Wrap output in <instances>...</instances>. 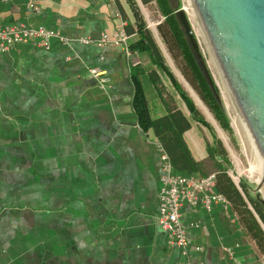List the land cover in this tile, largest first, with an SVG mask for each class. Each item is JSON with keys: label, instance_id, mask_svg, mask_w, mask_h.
I'll use <instances>...</instances> for the list:
<instances>
[{"label": "crops", "instance_id": "obj_1", "mask_svg": "<svg viewBox=\"0 0 264 264\" xmlns=\"http://www.w3.org/2000/svg\"><path fill=\"white\" fill-rule=\"evenodd\" d=\"M134 14L128 0H0L4 24L43 25L71 39L0 53V264H264V246L232 203L181 209L189 254L157 223L160 143L139 121L137 86L152 119L178 109L188 118L183 137L201 162L196 174L218 160L202 147L199 120L179 103L147 41L133 47L138 64L119 47L79 41L125 23L134 45L145 39ZM92 67L110 77L107 86ZM196 220L200 227L190 225Z\"/></svg>", "mask_w": 264, "mask_h": 264}, {"label": "rangeland", "instance_id": "obj_2", "mask_svg": "<svg viewBox=\"0 0 264 264\" xmlns=\"http://www.w3.org/2000/svg\"><path fill=\"white\" fill-rule=\"evenodd\" d=\"M128 2L135 13L134 16L138 27L142 30L144 29L155 42L161 55V60L168 69H165L160 64L158 65H160V70H162L168 86L177 96L179 103L187 111H191L185 97L181 94L182 90L192 100L195 108L199 112L198 114L205 119V122L193 120L194 132L199 137L202 147H213L216 145L224 151L225 156L221 157V160L212 166L206 165L205 172H216L219 164L221 169L224 167L234 181L239 179L241 192L245 200L248 201V205L254 210L247 193L241 186V181L248 186L249 193L263 203L264 182L219 69L209 39L198 15L193 11V1L171 0L173 8H176L178 12L181 25L199 61L206 70L211 83L217 87L218 98L229 117V128H224L221 125L206 100L203 99L198 82L178 48L167 23L164 21L165 17L157 1L153 0L149 3H144L142 0H128ZM145 9L149 11V16L146 14ZM151 21L157 22L158 24L151 25ZM172 77H174L180 89L176 87V83ZM188 134L187 136L190 135ZM181 173L185 175L194 174L188 172Z\"/></svg>", "mask_w": 264, "mask_h": 264}, {"label": "water", "instance_id": "obj_3", "mask_svg": "<svg viewBox=\"0 0 264 264\" xmlns=\"http://www.w3.org/2000/svg\"><path fill=\"white\" fill-rule=\"evenodd\" d=\"M194 1L264 182V0Z\"/></svg>", "mask_w": 264, "mask_h": 264}, {"label": "trees", "instance_id": "obj_4", "mask_svg": "<svg viewBox=\"0 0 264 264\" xmlns=\"http://www.w3.org/2000/svg\"><path fill=\"white\" fill-rule=\"evenodd\" d=\"M161 8L163 15L165 17V22L167 23L175 42L180 49L187 65L191 68L201 90V95L204 100L208 103L215 117L221 123L224 128L230 127L229 117L221 104V101L217 95V87L212 84L207 76L205 75L200 63L195 56L192 45L189 42L184 29L180 23L179 17L177 15L176 8H173L171 0H156ZM145 2V1H144ZM141 29V28H140ZM145 34V39H141L133 47H137L144 41H147V48L150 50L151 54L154 56L157 63L168 69L164 62L161 60V55L159 50L149 36V34L143 29ZM146 48V49H147ZM169 72V70H168ZM157 77V76H156ZM176 83V87L180 89V86L172 77ZM181 94L185 97L193 115L199 121L205 122V119L198 114V110L195 108L192 100L186 95L184 91L181 90ZM134 107L139 116V121L142 127L147 130L149 127L153 126L156 131V135L159 138V143L169 155L170 161L172 163L174 172H188L195 173L201 166V162H197L187 146L183 133L185 130L189 129L191 124L188 118L182 113L181 110H169L167 115L159 117L157 119H152L147 107V99L144 91L137 86L136 94L134 98ZM210 157L218 160L224 157V151L218 146H211L208 148ZM217 162V161H216ZM216 175V190L223 194L229 203H232L235 210H237L245 223V226L249 229L253 237L259 242L261 246H264V229L259 221L264 224V203L252 196L248 191V186L241 181V186L247 193L250 203L253 205L254 210L248 205V201L245 200L241 188H238L234 183L231 176L228 174L227 170L223 167L218 166V170L213 172ZM182 174V173H180ZM211 174V173H208ZM256 214L259 218H257Z\"/></svg>", "mask_w": 264, "mask_h": 264}, {"label": "built area", "instance_id": "obj_5", "mask_svg": "<svg viewBox=\"0 0 264 264\" xmlns=\"http://www.w3.org/2000/svg\"><path fill=\"white\" fill-rule=\"evenodd\" d=\"M35 9L38 8L31 4ZM58 38L63 44H70L71 39L62 35L58 30L47 28L43 25L29 26L22 22L4 24L0 20V53L10 51L19 43H33L37 47L49 49L51 40ZM129 33L126 24L123 23L112 33H102L97 39L79 38L83 43H95L99 46H113L121 48L128 56L132 57L133 64L140 63L134 55ZM91 74L99 80L102 87L110 82V77L105 76V72L97 67L90 68ZM162 160V175L159 184V207L156 215L157 223L162 228L171 244L179 246L185 254H189L190 238L188 226L182 221L181 209L184 206L195 211L198 205H202L207 211L213 209L215 203H222L225 208L229 205L227 198L216 190V175L211 174H191L184 175L174 172L169 155L163 147L159 145ZM191 226L200 227L201 221L191 222ZM196 252H202L203 245H195L192 248ZM233 258L232 249L228 248ZM233 264H241L239 260H234Z\"/></svg>", "mask_w": 264, "mask_h": 264}, {"label": "bare ground", "instance_id": "obj_6", "mask_svg": "<svg viewBox=\"0 0 264 264\" xmlns=\"http://www.w3.org/2000/svg\"><path fill=\"white\" fill-rule=\"evenodd\" d=\"M193 1V6H194V8H193V11L194 12H196L195 14L196 15H198V17H199V19H200V21H201V23H202V20H201V17H200V14H199V11H198V8H197V6H196V3H195V1L194 0H192ZM190 2V1H189ZM190 5V4H189ZM195 9V10H194ZM151 23V25L152 24H154V25H157L158 23L157 22H154V21H151L150 22ZM202 25H203V23H202ZM203 28H204V25H203ZM204 31H205V28H204ZM205 33H206V31H205ZM207 35V34H206Z\"/></svg>", "mask_w": 264, "mask_h": 264}]
</instances>
